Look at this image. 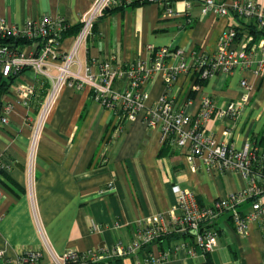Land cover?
Here are the masks:
<instances>
[{
  "label": "crops",
  "instance_id": "1",
  "mask_svg": "<svg viewBox=\"0 0 264 264\" xmlns=\"http://www.w3.org/2000/svg\"><path fill=\"white\" fill-rule=\"evenodd\" d=\"M94 1L0 0V17L18 25L44 15L62 17L69 31L61 47L69 51ZM253 1L264 4V0ZM168 7L179 14H170ZM253 25L235 13L203 15L195 0L127 4L107 10L95 22L78 59L83 66L93 58L114 59L118 64L136 58L149 62L147 44L211 54L229 27L241 32L239 40L252 35L253 42L259 43L264 34L254 35ZM261 56L257 51L255 57ZM178 62L168 59L169 64ZM197 77L191 72L181 75L170 95L192 114L198 112L203 95L212 97L217 113L207 124L208 132L235 148L253 141L264 151V70L256 74L239 67L217 73L194 91ZM26 83L36 87L28 103L17 95L18 86ZM50 86V80L31 68L13 78L0 77V160L10 166L0 169V249L6 258L38 251L39 264H57L54 257L66 252L111 249L117 242L127 245L139 220L161 215L169 222L171 214L180 213L179 189L193 190L202 204L210 205L247 185L238 172H208L202 158L189 163L188 149L163 144L159 128L145 123L144 112L121 121L113 110L93 100L88 86L80 90L64 86L40 124ZM114 86L121 88L123 82L118 80ZM145 89L146 105L152 107L166 90L163 73L154 75ZM246 93L249 98L241 104L239 116L218 114L231 103H240ZM7 103L14 108L4 123L1 109ZM250 207L246 202L241 211L247 213ZM211 225L219 231L214 251L193 256L180 248L172 250V257L162 264H264V231L259 223H251L247 235L236 231L229 213ZM173 234L136 255L103 261L135 264L150 251L158 253L184 242L193 245L189 236Z\"/></svg>",
  "mask_w": 264,
  "mask_h": 264
},
{
  "label": "built area",
  "instance_id": "2",
  "mask_svg": "<svg viewBox=\"0 0 264 264\" xmlns=\"http://www.w3.org/2000/svg\"><path fill=\"white\" fill-rule=\"evenodd\" d=\"M136 0H95L88 12L83 15L82 28L77 35L73 48L64 51L61 47L64 32L69 24L62 17L44 15L38 19H28L24 24H10L0 17V77L10 78L31 68L50 80V91L41 111L40 124L47 116L53 102L58 98L64 86L74 89L90 87L92 98L100 105L110 108L123 120L135 119L144 112V121L150 127L160 130L163 144L187 148L185 156L193 164L196 158H202L208 172L235 171L246 179L247 185L226 197L215 199L205 205L199 201L193 190H178L179 214H171L169 222L161 215L143 218L138 221L134 239L130 244L117 242L111 249L100 247L83 252L70 251L61 257H54L57 264L72 262L87 264L101 262L104 259H116L136 255L141 248L166 238L173 233L189 236L193 245L187 242L173 249L158 253L147 252L144 261L135 264H162L172 257V250L185 248L188 254L197 255L198 251L208 254L218 245L219 231L211 223L224 213H229L240 235H247L251 223L257 222L264 231V151H260L253 141L244 148L219 141L208 132L207 124L216 115V105L212 97L203 95L200 108L196 114L187 112L183 104H178L170 90L175 80L187 73H197V80H206L217 73L232 72L235 68H250L259 74L264 70V35L259 43H254L252 35L243 40L238 39L236 28L229 27L220 36L216 52H187L184 48L170 46L155 47L146 45L150 61L136 58L126 64H118L114 59L98 61L93 58L86 65L78 59L79 48L90 35L95 22L111 8L130 4ZM143 1V0H140ZM161 3L168 0H146ZM188 4L191 0H184ZM199 3L201 13L226 16L235 13L242 18L252 20L259 31L264 34V4L253 0H195ZM170 14H179L168 7ZM9 40V41H6ZM20 40L24 42L20 43ZM24 43V44H23ZM261 53L257 59L256 52ZM114 58V57H113ZM179 62L169 64L168 59ZM56 70V73L53 71ZM163 73L166 86L165 93L154 106L146 105L149 97L146 84L156 74ZM123 86L116 88V81ZM194 83L192 90H200L201 85ZM247 88V81L242 80ZM33 83L20 84L17 95L28 103L35 93ZM246 93L240 103H231L227 109L220 110V116L237 117L241 113V104H246ZM14 106L2 105V121L8 122ZM119 130H122L120 128ZM35 144V138L33 139ZM10 166L0 160V169ZM250 202L247 213L241 206ZM38 251H28L16 259H8L0 249V264H39Z\"/></svg>",
  "mask_w": 264,
  "mask_h": 264
},
{
  "label": "trees",
  "instance_id": "3",
  "mask_svg": "<svg viewBox=\"0 0 264 264\" xmlns=\"http://www.w3.org/2000/svg\"><path fill=\"white\" fill-rule=\"evenodd\" d=\"M138 2H140V3H145V2H148V1H146V0H143V1H140V0H136V1H134V2H132V3H130V4H136V3H138ZM125 6V5H124ZM118 8H122V6H120V7H117V8H111V9H118ZM107 12V11H106ZM105 12V13H106ZM105 15V14H104ZM80 28H82V24H81V27ZM249 28H251L250 26H249ZM81 30V29H80ZM67 31H69V28L64 32V34L67 32ZM251 31L254 33V35H256L257 36V34L258 33H263L262 31H259V30H257V27L255 26V25H253V28H251ZM80 32V31H79ZM241 32H239L238 31V35L240 34ZM79 34V33H78ZM1 41V40H0ZM6 41H9V40H6ZM22 42H24L23 40H20V43H22ZM13 78V75L12 76H10V78ZM5 81V80H4ZM203 81H205V80H199L198 81V83L201 85L202 84V82ZM173 235H179V234H173ZM185 236V235H184ZM72 264H80V263H74V262H72ZM87 264H108V262L107 261H101V262H96V263H91V262H89V263H87Z\"/></svg>",
  "mask_w": 264,
  "mask_h": 264
}]
</instances>
